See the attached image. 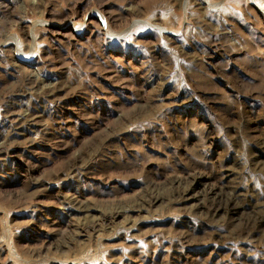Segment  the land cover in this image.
Instances as JSON below:
<instances>
[{
    "label": "rangeland",
    "instance_id": "rangeland-1",
    "mask_svg": "<svg viewBox=\"0 0 264 264\" xmlns=\"http://www.w3.org/2000/svg\"><path fill=\"white\" fill-rule=\"evenodd\" d=\"M0 125V264H264V0H0Z\"/></svg>",
    "mask_w": 264,
    "mask_h": 264
},
{
    "label": "bare ground",
    "instance_id": "bare-ground-1",
    "mask_svg": "<svg viewBox=\"0 0 264 264\" xmlns=\"http://www.w3.org/2000/svg\"><path fill=\"white\" fill-rule=\"evenodd\" d=\"M2 2H3V1H2ZM2 2H1V3H2ZM6 5H7V4H6ZM6 5H5V6H6ZM8 11H9V10H8ZM45 23H46V22H45ZM167 30H168V29H167ZM169 31H170V30H169ZM172 39H173V38H172ZM27 54H28V53H27ZM25 55H26V54H25ZM32 55H33V54H32ZM26 56H27V55H26ZM28 56H29V54H28ZM35 78H36V77H35ZM152 78H153V77H152ZM24 81H26V80H24ZM33 82H34V80H33ZM33 82H32V83H33ZM37 82H38V81H37ZM40 84H41V83H40ZM49 97H50V96H49ZM12 99H13V98H12ZM12 101H13V100H12ZM14 103H15V102H14ZM34 103H35V102H34ZM6 105H7V104H6ZM55 105H56V104H55ZM4 107H5V106H4ZM8 107H9V106H8ZM41 108H42V107H41ZM55 108H56V106H55ZM30 109H31V108H30ZM30 109H29V110H30ZM14 110H15V109H14ZM30 111H31V110H30ZM31 113H32V112H31ZM39 113H40V112H39ZM7 116H8V115H7ZM14 118H15V117H14ZM35 118H36V117H35ZM38 118H39V117H38ZM22 119H23V118H22ZM58 119H59V118H58ZM3 120H4V119H3ZM6 121H7V120H6ZM0 126H1V125H0ZM7 127H8V126H7ZM25 127H26V126H25ZM29 127H30V126H29ZM40 127H41V126H40ZM62 127H63V126H62ZM31 128H32V127H31ZM48 128H49V127H48ZM34 129H35V128H34ZM64 129H65V128H64ZM23 131H24V130H23ZM41 131H42V130H41ZM63 131H64V130H63ZM11 132H12V131H11ZM26 132H27V131H26ZM38 133H39V132H38ZM56 135H57V134H56ZM12 136H13V135H12ZM22 136H23V135H22ZM6 149H7V148H6ZM6 158H7V157H6ZM8 162H9V161H8ZM148 194H149V193H148ZM76 197H77V196H76ZM159 199H160V198H159ZM157 200H158V199H157ZM140 201H141V200H140ZM71 204H72V203H71ZM70 209H71V208H70Z\"/></svg>",
    "mask_w": 264,
    "mask_h": 264
}]
</instances>
